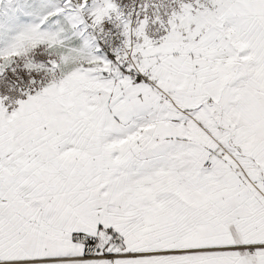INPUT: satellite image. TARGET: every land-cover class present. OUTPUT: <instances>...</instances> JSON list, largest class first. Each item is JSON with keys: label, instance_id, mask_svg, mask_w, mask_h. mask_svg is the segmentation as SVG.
<instances>
[{"label": "crops", "instance_id": "1", "mask_svg": "<svg viewBox=\"0 0 264 264\" xmlns=\"http://www.w3.org/2000/svg\"><path fill=\"white\" fill-rule=\"evenodd\" d=\"M227 13L0 112V264H264V0Z\"/></svg>", "mask_w": 264, "mask_h": 264}, {"label": "rangeland", "instance_id": "2", "mask_svg": "<svg viewBox=\"0 0 264 264\" xmlns=\"http://www.w3.org/2000/svg\"><path fill=\"white\" fill-rule=\"evenodd\" d=\"M235 2L243 0H0V112L9 116L21 100L100 63L90 30L109 10L141 47L225 23Z\"/></svg>", "mask_w": 264, "mask_h": 264}, {"label": "built area", "instance_id": "3", "mask_svg": "<svg viewBox=\"0 0 264 264\" xmlns=\"http://www.w3.org/2000/svg\"><path fill=\"white\" fill-rule=\"evenodd\" d=\"M91 36L97 46L103 50L113 62V70L108 78L113 83H118L126 73L141 75L139 67L136 66L134 58L138 50L145 49L146 46H135L125 19L116 10L107 11L101 18L99 24L90 30ZM170 101V100H169ZM171 102V101H170ZM172 103V102H171ZM223 149L211 151L210 158L220 159L224 154ZM209 162L205 163V167ZM124 236L120 232L112 235L110 249L101 250L95 237L82 233H74L73 240L82 247V254L75 259L78 260H99L113 259L124 256Z\"/></svg>", "mask_w": 264, "mask_h": 264}]
</instances>
